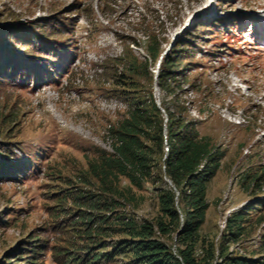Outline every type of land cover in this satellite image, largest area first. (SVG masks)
Wrapping results in <instances>:
<instances>
[{
  "label": "rangeland",
  "instance_id": "obj_1",
  "mask_svg": "<svg viewBox=\"0 0 264 264\" xmlns=\"http://www.w3.org/2000/svg\"><path fill=\"white\" fill-rule=\"evenodd\" d=\"M259 17L264 0H0V158L15 164L0 169V264H81L73 256L88 243L76 236L81 209L65 197L102 191L90 162L114 152V130L136 103L160 119L164 137L171 112L226 152L208 186L197 255L213 245L216 259L222 247L264 257ZM165 58L175 62L167 80L158 74ZM166 149L154 156L162 169ZM163 185L138 188L121 176L116 188L129 197L103 195L128 216L153 219ZM243 208L247 230L232 240L226 223ZM165 240L176 252L175 234Z\"/></svg>",
  "mask_w": 264,
  "mask_h": 264
},
{
  "label": "trees",
  "instance_id": "obj_2",
  "mask_svg": "<svg viewBox=\"0 0 264 264\" xmlns=\"http://www.w3.org/2000/svg\"><path fill=\"white\" fill-rule=\"evenodd\" d=\"M158 53L159 49L153 47L151 55L154 59ZM173 65V60L165 58L158 66L159 78L172 77ZM135 105L131 116L114 130V152L103 151L90 162V171L98 178L102 191H81L65 197L71 196L77 209H81L74 222L78 229L76 236L88 240L73 251V256L79 253L74 257L77 263L97 264L123 255L129 259L122 264H264L263 256L228 255L227 247H222L220 259H216L213 245L210 248L204 245L203 257L197 255L200 228L210 206L208 186L221 168L226 152L220 146H214L208 136L201 135L196 121L174 118L171 112L164 137L160 119L149 120L145 109L138 103ZM153 107L158 113L155 103ZM165 146L162 169L154 156ZM9 157L0 158V169L15 165ZM164 175L176 190L166 185ZM121 176L127 177L138 188H143L149 181L164 184L158 188V216L137 220L118 209V204H122L120 200L103 195L118 193L124 199L129 197L126 191L116 188V180ZM245 211L243 208L228 218L226 228L232 240H238L247 230ZM173 233L178 244L176 252L165 240ZM107 237L112 238L109 244Z\"/></svg>",
  "mask_w": 264,
  "mask_h": 264
}]
</instances>
